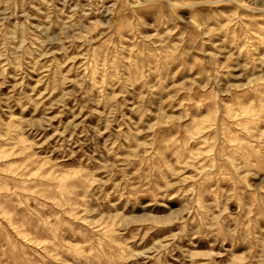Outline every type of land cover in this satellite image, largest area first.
I'll use <instances>...</instances> for the list:
<instances>
[{"label": "rangeland", "instance_id": "rangeland-1", "mask_svg": "<svg viewBox=\"0 0 264 264\" xmlns=\"http://www.w3.org/2000/svg\"><path fill=\"white\" fill-rule=\"evenodd\" d=\"M0 264H264V0H0Z\"/></svg>", "mask_w": 264, "mask_h": 264}]
</instances>
